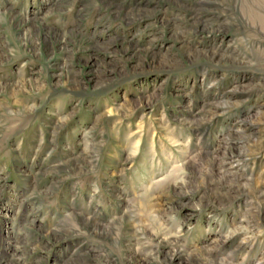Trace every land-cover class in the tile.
Masks as SVG:
<instances>
[{"label": "rangeland", "instance_id": "obj_1", "mask_svg": "<svg viewBox=\"0 0 264 264\" xmlns=\"http://www.w3.org/2000/svg\"><path fill=\"white\" fill-rule=\"evenodd\" d=\"M0 264H264V0H0Z\"/></svg>", "mask_w": 264, "mask_h": 264}]
</instances>
